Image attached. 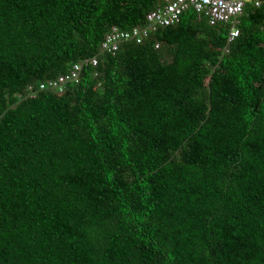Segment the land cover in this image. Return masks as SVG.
<instances>
[{
    "label": "trees",
    "instance_id": "16d2710c",
    "mask_svg": "<svg viewBox=\"0 0 264 264\" xmlns=\"http://www.w3.org/2000/svg\"><path fill=\"white\" fill-rule=\"evenodd\" d=\"M244 1L231 42L190 9L112 54L164 0H0V264H264V0Z\"/></svg>",
    "mask_w": 264,
    "mask_h": 264
},
{
    "label": "built area",
    "instance_id": "2783aa9c",
    "mask_svg": "<svg viewBox=\"0 0 264 264\" xmlns=\"http://www.w3.org/2000/svg\"><path fill=\"white\" fill-rule=\"evenodd\" d=\"M260 4L261 1L258 0L256 5ZM244 6V0H164V4L147 14L146 25L130 29L113 26L103 40L100 49L102 53L116 54L123 43H142L152 33L179 23L183 14L190 9L208 18L211 25L221 22L229 23L231 25L229 41L231 42L239 35L238 18L243 14ZM159 46L160 43H157L156 47ZM98 62V56L77 62L67 74L41 82L36 89L62 92L69 82L80 78L85 65H97ZM31 90L34 95L35 89L31 88Z\"/></svg>",
    "mask_w": 264,
    "mask_h": 264
}]
</instances>
